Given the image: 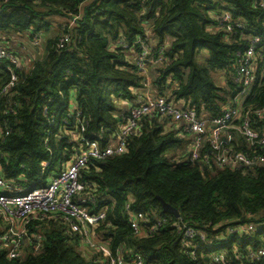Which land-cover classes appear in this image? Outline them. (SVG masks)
<instances>
[{
    "label": "trees",
    "instance_id": "1",
    "mask_svg": "<svg viewBox=\"0 0 264 264\" xmlns=\"http://www.w3.org/2000/svg\"><path fill=\"white\" fill-rule=\"evenodd\" d=\"M143 1L0 0V43L9 47L14 37L24 33L44 42L43 60L35 63L30 75L24 72L13 89L14 112L7 113L10 99H0V123L13 128L9 137L0 138V176L4 180L26 190L44 186L60 172L59 162L72 158L76 144L63 134L57 136L53 131L50 149L45 145L47 132L53 128L45 123L44 108L58 115L68 113L61 94L66 98L74 94L76 108L88 125L85 137L101 146L107 144L102 138L108 134L103 135L102 130H117L130 112L120 103L137 105L142 77L130 53L141 51L134 44L145 36L146 27L156 42L151 46L154 54L166 50L163 64L151 70L155 95L184 103L210 121L232 104L240 91L233 82L237 53L248 45L247 36L264 34V11L256 6L257 0H146L145 7ZM143 11L145 15H141ZM221 12L232 15L236 33L215 30V16ZM76 17L77 24L68 30ZM49 18H68V25L57 27L58 33L47 38L49 28L55 26ZM238 22L242 29L236 28ZM68 34L72 40L61 47ZM120 40L133 49L116 47ZM204 54L207 59L204 56L202 66ZM217 72L226 74V86L217 84L213 77ZM259 74L262 78L245 101L246 110L264 107V73L259 70ZM9 81L8 71L0 66V94ZM141 123L140 133L129 138L125 154L92 161L81 173V182L93 186H87L83 194L96 199L97 205L90 211H106L94 236L127 264H134L137 256L144 264H215L203 250L206 255L221 253L228 264L249 263L250 254L264 249V167L220 169L206 164L209 145L193 160L190 140L176 129H168L169 120L146 117ZM234 136L236 148L246 152L243 139ZM211 154L214 159L213 151ZM47 162L49 169L39 181ZM162 201L177 209L180 217L166 214ZM128 205L144 216L139 222L140 234L127 215ZM19 226L28 235L20 257L10 259L0 245V264L107 263L100 252L91 256L81 252L82 235L62 218L28 224L17 221L16 228ZM185 228L207 236V243L196 239L202 248L195 257L184 246ZM9 229L0 218V235ZM261 262L264 264V258Z\"/></svg>",
    "mask_w": 264,
    "mask_h": 264
},
{
    "label": "built area",
    "instance_id": "2",
    "mask_svg": "<svg viewBox=\"0 0 264 264\" xmlns=\"http://www.w3.org/2000/svg\"><path fill=\"white\" fill-rule=\"evenodd\" d=\"M256 6L264 11V0H257ZM215 17L218 21L215 30L236 33L232 15L229 12H221ZM78 20V17L72 19L68 25V30L73 29ZM262 24L264 25V17ZM236 28L242 29L240 22ZM17 39L14 37V40ZM28 39H31V45L33 44L35 47L44 43L43 39L38 36H32ZM71 40L72 34L66 35L62 38L60 46L64 47ZM247 40L248 45L243 51L237 53L234 84L240 91L233 97L232 104L223 112L222 116L213 121H208L199 116L195 109L188 108L184 103H174L165 96L154 94L151 70L163 64L166 50L162 49L154 54L151 46H154L156 42L153 37L146 34L139 36L134 44L141 50L135 54L133 65L142 77L141 91L137 92L138 97L143 95L142 102L130 108V112L128 116L123 118L124 122L120 128L113 131L112 129L109 131L102 130L103 135L108 134L106 138H102L107 143L105 146H101L99 141H92L85 137L88 125L81 111L76 108L74 94L70 98H66L63 94L60 95L63 103H68L66 115H58L44 108L45 123L49 129L53 128L47 132L46 147L50 149L53 131L59 129L63 135L69 137L72 143L76 144L73 151L74 155L65 163L62 160L59 162L60 172L51 178L46 185L34 189H23L0 176V218L10 225L8 233L0 235V245H4L9 258L17 259L20 257V247L28 236L24 230L16 228L17 221L28 224L33 220L44 222L49 218H62L73 232L79 233L88 240L89 244L94 246L91 239L95 229L106 219V211H100L98 214H93L90 211V208H95L97 205L96 199L94 196L85 197L83 194L87 186H93L81 182V173L89 167L92 161L125 154L129 138L140 133L141 121L146 117L159 116L169 120L183 138L190 140L188 149L193 154V160L198 159L206 146L209 145L211 150L204 156L206 164L213 163L220 169L243 168L252 170L257 167H264V107L256 110H246L244 107L251 90L260 83L262 77L259 70L264 73V68L260 69L261 65L264 67V34L247 36ZM117 45L116 47L127 51L133 49L123 40L118 41ZM17 60L19 58L14 54V50L0 43V66L4 67L10 75L8 85L0 94V99H10L7 113L14 112L16 102L12 101V92L20 76L26 72V68L24 67L23 70ZM140 92L143 94L140 95ZM236 122L239 123L237 126L235 125ZM231 131H235V133L231 134ZM12 132V127L0 123V138L9 137ZM235 134L243 139L246 152L236 148ZM212 151L214 159H212ZM49 165L50 163L47 162L42 168V176L39 181L45 178ZM126 209L134 231L140 234L139 222L140 219L144 218L143 214L131 210L130 205ZM242 231L245 232V229ZM248 231H253V227H249ZM197 238H200L203 243L208 242L207 236L195 228L183 230V243L191 252L192 257H195L197 251L202 248L201 245H196ZM97 247L107 260L106 264H127L121 256L114 257L105 245ZM202 253L207 259H212L215 264H228L221 253L206 255L204 250ZM250 255L249 263L241 262L238 264H262L264 249ZM134 264H144L143 258L137 256Z\"/></svg>",
    "mask_w": 264,
    "mask_h": 264
},
{
    "label": "rangeland",
    "instance_id": "3",
    "mask_svg": "<svg viewBox=\"0 0 264 264\" xmlns=\"http://www.w3.org/2000/svg\"><path fill=\"white\" fill-rule=\"evenodd\" d=\"M92 1H94V0H90L89 3H91ZM142 6L145 7V3L142 4ZM141 15H145V11L141 12ZM48 20L53 21V23L55 24V27L54 28H52V27L49 28V33L47 34V38L54 37L56 35V33H58V31L56 33H54L53 30L57 29V27H61V25L63 26L65 23H66L65 26H67L68 25V21H69L68 18H63L64 23H61V25H60L61 19L56 20V19H53V18H49ZM11 35H15V34L13 33ZM146 35L151 36V37L153 36L149 27H146ZM28 37H29L28 33L22 34V37H17L18 39L15 40L14 43L10 44L9 49L10 48L14 49V54L19 58V60H17L19 66L23 70H24V67H25L26 68V72L28 73V75H30L32 73L33 69H34L35 63L40 61V60H43V58H44V49H43L44 45L42 46L41 43H40V46L36 45V47H35L33 44L31 45V39H28ZM6 42L8 43L7 40H6ZM35 48L38 49L39 53H36V49ZM40 49L43 52L40 53ZM130 56H131L130 60H131V62H133L135 55L133 53H130ZM204 56H205V54L200 58V62L202 63L203 66H205ZM213 77L216 80V82L218 84H220L219 81L221 79V75H219L217 73H214ZM55 132H56L57 136L62 134L59 129H56ZM73 155H74V153H72V156ZM80 237H81V245H82V247L80 248V251L83 252L85 255H88V256L93 255L94 253H96V251H97L96 249H98L97 246L103 245L102 240L101 239H97V236L93 235V237L91 239V240H93V245L94 246L89 244L87 239L83 238L82 236H80Z\"/></svg>",
    "mask_w": 264,
    "mask_h": 264
},
{
    "label": "crops",
    "instance_id": "4",
    "mask_svg": "<svg viewBox=\"0 0 264 264\" xmlns=\"http://www.w3.org/2000/svg\"><path fill=\"white\" fill-rule=\"evenodd\" d=\"M61 23H64V21H63V19L60 21V25H61ZM55 27V26H54ZM53 27V28H54ZM55 30V31H54ZM53 30V32L54 33H56L57 31H58V28L57 29H54ZM57 34V33H56ZM38 53H39V51H38ZM205 57H206V59H207V55H205ZM200 64H202L201 62H200ZM203 66V65H202ZM217 74H219V75H221V79H220V84H218V85H220V86H222V87H224V86H226V84H227V82H228V79H227V77H226V74L225 73H223V72H217ZM233 82H234V78H233ZM153 92H154V94H157L156 93V91L155 90H153ZM142 94H143V92H142ZM142 99H143V95L141 96V97H138L137 98V104L138 103H141L142 102ZM121 106L123 107V108H125V109H127L128 111H129V109L131 108V106L129 105V103H127V102H125V101H122L121 103ZM203 118H205V119H207L208 121H210L209 120V118H207V116L206 117H203ZM167 128L168 129H175L174 128V126H172L171 124H169L168 126H167ZM178 131V130H177ZM19 229H21V226H19L18 227ZM100 245V244H99ZM97 251H96V253H98L99 252V249H96ZM95 254V253H94Z\"/></svg>",
    "mask_w": 264,
    "mask_h": 264
},
{
    "label": "water",
    "instance_id": "5",
    "mask_svg": "<svg viewBox=\"0 0 264 264\" xmlns=\"http://www.w3.org/2000/svg\"><path fill=\"white\" fill-rule=\"evenodd\" d=\"M162 206H163V210L166 214L172 215L176 218L180 217V213L177 209L171 207L170 205L166 204L165 202L162 201Z\"/></svg>",
    "mask_w": 264,
    "mask_h": 264
}]
</instances>
